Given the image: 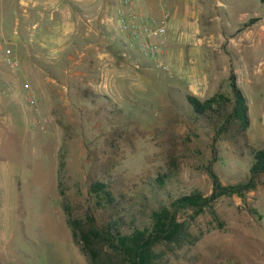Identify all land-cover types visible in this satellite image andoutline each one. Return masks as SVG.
Listing matches in <instances>:
<instances>
[{
	"label": "rangeland",
	"instance_id": "1",
	"mask_svg": "<svg viewBox=\"0 0 264 264\" xmlns=\"http://www.w3.org/2000/svg\"><path fill=\"white\" fill-rule=\"evenodd\" d=\"M15 1L0 0V19ZM203 3L204 16L210 13L218 30L257 18L249 22L250 38L230 55L222 51L231 56L230 68L246 97L249 125L244 132L230 126L217 142L213 168L222 184L243 183L251 149L264 148V0ZM148 61L136 66L139 73L120 84L116 95L87 97L84 106L68 98L71 104L55 112L34 110L36 98L30 104L24 88L30 75L18 64L26 108L20 113L17 106L3 105L0 112V264H89L68 217L84 223L90 213L103 223L123 213V229L129 231L180 195L210 193L206 165L217 124L196 116L183 83ZM10 67L0 48V104H6L2 96L12 87ZM216 92L230 96L228 81ZM96 180L120 203L98 206L90 191ZM178 216L188 235L180 244H159L157 264H264V173L252 190L222 195L200 212L186 208Z\"/></svg>",
	"mask_w": 264,
	"mask_h": 264
},
{
	"label": "crops",
	"instance_id": "2",
	"mask_svg": "<svg viewBox=\"0 0 264 264\" xmlns=\"http://www.w3.org/2000/svg\"><path fill=\"white\" fill-rule=\"evenodd\" d=\"M14 4L0 19L1 38L20 70L30 75L27 82L35 93L36 112L58 111L60 105L71 104L68 98L84 106L87 97L116 95L128 77L139 73L136 66L148 61L121 41L116 29L120 0H16ZM131 7L155 17L170 10L167 32L157 39L162 60L170 77L196 97L211 96L222 80L228 81L234 73L229 51L252 34L251 23L246 22L243 27L218 30L211 25L210 13L204 16L203 0H134ZM10 69L12 87L2 96L7 102L0 104V112L8 105L22 113L26 94L17 83L19 68Z\"/></svg>",
	"mask_w": 264,
	"mask_h": 264
},
{
	"label": "trees",
	"instance_id": "3",
	"mask_svg": "<svg viewBox=\"0 0 264 264\" xmlns=\"http://www.w3.org/2000/svg\"><path fill=\"white\" fill-rule=\"evenodd\" d=\"M256 19L253 18L249 22L252 23ZM228 83L230 96L216 92L200 100L194 95L186 94V100L196 116L213 118L212 121L217 124L210 145L211 156L206 165L211 178L210 193L207 196L200 192L180 195L168 205L151 210L145 225H133L129 231L123 229V213L112 216L103 223H97L90 213L86 214L84 223L68 217L72 237L80 245L89 264H157L159 255L156 247L159 244H180L188 235L187 223L179 219L180 211L191 208L200 212L222 195H242L255 187L256 177L264 173V148L251 149L252 158L246 182L224 185L213 168L218 153L217 142L230 126L235 124L240 132H244L249 125L247 100L233 72L228 77ZM59 164L62 166L61 160ZM90 191L98 198V206L109 209L120 203L105 182H92ZM62 205L66 209V204ZM131 221L133 222L132 217Z\"/></svg>",
	"mask_w": 264,
	"mask_h": 264
},
{
	"label": "built area",
	"instance_id": "4",
	"mask_svg": "<svg viewBox=\"0 0 264 264\" xmlns=\"http://www.w3.org/2000/svg\"><path fill=\"white\" fill-rule=\"evenodd\" d=\"M134 0H120L116 10V29L121 34V41L128 47L135 49L141 56L157 67L167 70L168 66L162 60L163 48L157 39L161 38L168 28L171 12L166 9L160 16L144 15L132 9ZM4 40L0 37V48L5 52V63L11 67L18 66V60L11 57V49L5 47ZM28 102L33 104L34 90L28 84Z\"/></svg>",
	"mask_w": 264,
	"mask_h": 264
}]
</instances>
